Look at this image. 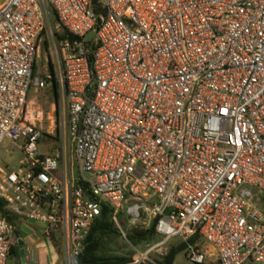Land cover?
<instances>
[{"label": "built area", "instance_id": "1", "mask_svg": "<svg viewBox=\"0 0 264 264\" xmlns=\"http://www.w3.org/2000/svg\"><path fill=\"white\" fill-rule=\"evenodd\" d=\"M54 83L63 147L45 155L29 94ZM6 142L22 159L0 162V200L60 236L66 264H79L104 206L117 228L124 214L161 238L126 264H163L151 254L172 240L193 264H205L204 244L219 264H264V0H7ZM15 237L0 216V264Z\"/></svg>", "mask_w": 264, "mask_h": 264}, {"label": "rangeland", "instance_id": "2", "mask_svg": "<svg viewBox=\"0 0 264 264\" xmlns=\"http://www.w3.org/2000/svg\"><path fill=\"white\" fill-rule=\"evenodd\" d=\"M7 2V0H0V8ZM56 20L53 17V24L56 25ZM95 34L91 33L89 37H93ZM45 54L39 61L37 68L38 72H43L42 66L45 60ZM55 84V83H54ZM52 84L48 89L37 90L32 88L29 94V101L35 102L36 109L41 108L44 112L45 119L42 124L44 131V138L41 141V152L45 155H50L55 152H61L63 147V100L61 93L58 88V96L55 95L52 90ZM50 118V119H49ZM72 155V153H71ZM22 159L21 153L13 148L10 142H6L5 145L0 150V162L3 166H8L10 169L15 170L19 167L20 160ZM261 208L264 209V196H261ZM121 222L122 229L117 228L118 235L107 237L103 240L101 253L106 257H123L132 260L135 255V249H141L143 251L149 250L151 247L159 244L161 238L159 236H154L149 241H143L140 243H132L127 236L134 230H147L144 224L137 227L132 225L127 217L123 214ZM53 250L47 254V252L38 253L43 259H49L50 261H55V264H66L65 253L63 252V242L60 236L54 237L53 240ZM181 244L179 241L172 240L166 244L164 250L169 252V249L174 246ZM204 248L208 252V258L205 264H219L215 256L213 248L209 244H204ZM161 252V251H160ZM153 252L151 258L156 261L163 262V257L165 253ZM165 252V251H163ZM34 253V252H33ZM36 253V254H38ZM35 257H37V255ZM32 257L30 256L31 264ZM9 264H18V261L9 262ZM174 264H193L189 260V254L187 251L180 254Z\"/></svg>", "mask_w": 264, "mask_h": 264}, {"label": "trees", "instance_id": "3", "mask_svg": "<svg viewBox=\"0 0 264 264\" xmlns=\"http://www.w3.org/2000/svg\"><path fill=\"white\" fill-rule=\"evenodd\" d=\"M99 0H92L94 4H97ZM55 18V17H54ZM56 20V18H55ZM57 22V20H56ZM66 35H64L65 37ZM55 95L58 96V85L55 83L52 87ZM0 216L7 219L13 224L14 217L9 214L5 209V203L0 200ZM112 210L104 206L101 216L97 219L94 226L92 227L86 244V249L83 255L79 258V264H126L131 260L123 257H106L101 253L103 240L107 237L117 236L118 230L112 220ZM122 218V216H120ZM121 222L123 220L120 219ZM154 236H156L155 226L153 225L147 230H134L127 238L132 243H140L143 241H149ZM54 238L52 239L53 243ZM196 239L190 241V243H195ZM54 244V243H53ZM188 244L181 243L174 245L169 249L168 254L163 257V264H174L176 258L187 250ZM18 261V264H23L20 254L14 246H12L9 262ZM8 262V264H9Z\"/></svg>", "mask_w": 264, "mask_h": 264}, {"label": "crops", "instance_id": "4", "mask_svg": "<svg viewBox=\"0 0 264 264\" xmlns=\"http://www.w3.org/2000/svg\"><path fill=\"white\" fill-rule=\"evenodd\" d=\"M13 225L16 229L13 246L20 254L23 264L29 263L30 256L32 257L31 264H55V261H50L46 258L43 259L38 253L42 250L41 252H47L48 254L53 250L52 241L42 237L40 226L29 223L19 217H14Z\"/></svg>", "mask_w": 264, "mask_h": 264}]
</instances>
